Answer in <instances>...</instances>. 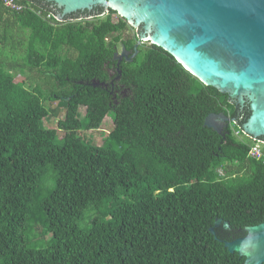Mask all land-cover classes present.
Instances as JSON below:
<instances>
[{
    "label": "trees",
    "instance_id": "16d2710c",
    "mask_svg": "<svg viewBox=\"0 0 264 264\" xmlns=\"http://www.w3.org/2000/svg\"><path fill=\"white\" fill-rule=\"evenodd\" d=\"M15 2L25 9L0 2V50L24 46L21 63L0 57V264H244L223 242L264 222V164L248 157L244 121L225 137L203 126L233 114L227 95L145 42L120 66L128 94L113 99L81 81L105 77L116 47L133 52L139 35L124 18L58 20L51 2ZM46 102L64 111L54 129ZM109 112L113 127L95 145L83 132ZM216 220L229 229L215 239Z\"/></svg>",
    "mask_w": 264,
    "mask_h": 264
},
{
    "label": "water",
    "instance_id": "95a60500",
    "mask_svg": "<svg viewBox=\"0 0 264 264\" xmlns=\"http://www.w3.org/2000/svg\"><path fill=\"white\" fill-rule=\"evenodd\" d=\"M46 1L61 11L58 20L100 6L141 26L138 42L162 48L202 84L236 104L247 100L250 115L242 134L257 142L264 139V0ZM114 4L121 8L110 6ZM225 122V115L209 114L203 126L222 136ZM219 226L229 229L227 222L216 220L209 229L215 239ZM244 231L243 237L224 241V247L244 257V264H264V222Z\"/></svg>",
    "mask_w": 264,
    "mask_h": 264
},
{
    "label": "flooded vegetation",
    "instance_id": "af4514ba",
    "mask_svg": "<svg viewBox=\"0 0 264 264\" xmlns=\"http://www.w3.org/2000/svg\"><path fill=\"white\" fill-rule=\"evenodd\" d=\"M99 8H101V10H99ZM97 10H99V12H97ZM105 10L107 12H105ZM85 13L88 16H106L108 13V9H104L100 6H94L91 10L79 11V12L74 13V14L79 15V14H85ZM115 15L117 17H120L116 12H115ZM89 18H91V17H89ZM120 18H122V17H120ZM130 29H131V27H130ZM140 31L142 32V27H141ZM135 34H138V33H135ZM144 42L145 41H141V42L136 41V44L132 48L133 52L126 50L123 45H120L119 48L116 47V50L112 56L113 63H111L109 65H107V63H105L103 65V72L105 73V77H103L101 79L92 78L90 80H86L85 82L81 81V84L83 83L85 85H90L92 87L103 88L104 90H107L111 94H113V99L116 98L119 94H122L121 92L124 93V92L128 91V89L123 87L121 84L120 66L124 62L131 63L133 61V59L135 58V56L137 55V51H136L137 46L141 45ZM122 48H124V55H122V50H123ZM77 82L80 83V81H77ZM223 94H225V93H223ZM227 102H230L231 104H233L234 109H233L232 115L231 114L225 115L227 118H229V122L223 123V125H225V127L222 130V137H225L228 134V131H226V129L229 126H231V123L241 122V121L245 122L246 119L250 115L249 104H248L247 100H245L244 104L241 106L239 104H236L237 100L231 99L227 95ZM221 114L222 113H219L216 115H221ZM260 143H262L264 145V140L260 141Z\"/></svg>",
    "mask_w": 264,
    "mask_h": 264
},
{
    "label": "rangeland",
    "instance_id": "374dc122",
    "mask_svg": "<svg viewBox=\"0 0 264 264\" xmlns=\"http://www.w3.org/2000/svg\"><path fill=\"white\" fill-rule=\"evenodd\" d=\"M105 12H107L105 10ZM129 26L131 27L129 33H138V34H141V26H137L133 23H131L130 21H127ZM141 41V39H140ZM18 42L16 39H9L8 40V44L0 50V57H1V60L2 61H7L9 63H21L23 58H24V55L22 54L23 51V48L24 46H19L18 45ZM142 44H145L142 43ZM150 42L147 43V45H149ZM15 46L16 50H12V47ZM32 74H29L27 75V73L23 74V76H21L20 74L18 75L17 78H15V82L17 83H22L23 80H28L29 77H31ZM122 94L121 95H127L128 94V91L126 92H121ZM47 105V107H49L51 110H56V113L49 116L47 119L44 120L43 122V125L45 128H50V129H54L56 127V123L58 120H61L63 118V115H64V111L62 108H58V103L57 102H46L45 103ZM57 108H58V111H57ZM84 108L83 107H80L79 108V111H78V116L79 118H82L83 115H84ZM112 117H113V113L112 112H109L108 115L106 116L104 122H103V126H101V128L99 130H96V131H86V132H83L84 136L86 138H88L89 140L92 139V142L95 144V145H101L104 138L107 136V134L110 132V129H112L113 127V123H112ZM261 147L264 146V145H260ZM49 173H50V170H49ZM93 214L91 212H86L85 213V218H88V217H91L92 218ZM83 225V224H81ZM84 226V225H83ZM47 241V238L43 239V240H34V239H31L30 240V246H31V243H46Z\"/></svg>",
    "mask_w": 264,
    "mask_h": 264
},
{
    "label": "built area",
    "instance_id": "2783aa9c",
    "mask_svg": "<svg viewBox=\"0 0 264 264\" xmlns=\"http://www.w3.org/2000/svg\"><path fill=\"white\" fill-rule=\"evenodd\" d=\"M0 2L6 9L11 10L13 12H21L25 9L24 6L16 3L15 0H0ZM252 142L253 144L250 145L248 151V157L256 161H260L262 162V164H264V153L262 147L260 146L263 144L253 140Z\"/></svg>",
    "mask_w": 264,
    "mask_h": 264
},
{
    "label": "bare ground",
    "instance_id": "6f19581e",
    "mask_svg": "<svg viewBox=\"0 0 264 264\" xmlns=\"http://www.w3.org/2000/svg\"><path fill=\"white\" fill-rule=\"evenodd\" d=\"M110 6H112L113 8H115V7H116V8L118 7L119 9L121 8L120 6H118V5H116V4H114V5H110ZM130 16H131V15H130ZM155 42H160V41H155Z\"/></svg>",
    "mask_w": 264,
    "mask_h": 264
}]
</instances>
